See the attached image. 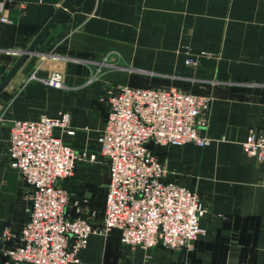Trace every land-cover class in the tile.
I'll use <instances>...</instances> for the list:
<instances>
[{
  "label": "crops",
  "instance_id": "1",
  "mask_svg": "<svg viewBox=\"0 0 264 264\" xmlns=\"http://www.w3.org/2000/svg\"><path fill=\"white\" fill-rule=\"evenodd\" d=\"M64 1L7 5L12 23L0 20V83ZM188 56L199 64L186 65ZM54 71L64 75L61 88L46 82ZM125 84L212 95L203 129L212 138L209 146L155 149L169 179L205 201L208 235L181 261V250L127 247L117 230L95 234L75 264H264V162L243 150L248 129L264 126V0H72L0 94V264H11L3 251L12 242L3 231H21L32 191L10 166L12 122L69 111L76 134L64 140L99 157L108 97ZM100 164L103 205L85 170L59 181L69 193L71 214L73 200L88 197L89 207H103V217L109 170L101 180Z\"/></svg>",
  "mask_w": 264,
  "mask_h": 264
},
{
  "label": "built area",
  "instance_id": "2",
  "mask_svg": "<svg viewBox=\"0 0 264 264\" xmlns=\"http://www.w3.org/2000/svg\"><path fill=\"white\" fill-rule=\"evenodd\" d=\"M13 1L0 0V20L4 23H12L5 10ZM20 7L23 9L25 3ZM185 63L197 66L199 59L188 56ZM63 76L54 71L46 82L61 88ZM212 101L210 94H195L177 86L125 84L110 93L106 125L97 138L109 170L103 223L98 226L83 216L89 209V198L73 200V215L69 193L59 184L74 175L79 161L98 159L97 153L76 151L64 140L66 135L76 134L71 113L15 119L9 138L10 166L32 191L28 220L21 231H3L4 239L12 242L3 251L8 262L79 263L92 235H109L114 230L119 231L121 243L131 248L193 249L198 239L208 235L202 224L208 207L196 191L166 180L167 168L155 149L186 143L209 146L212 138L203 129L209 122ZM3 110L0 103V118ZM150 142L153 148L148 147ZM243 150L247 157L264 162V126L248 129Z\"/></svg>",
  "mask_w": 264,
  "mask_h": 264
},
{
  "label": "water",
  "instance_id": "3",
  "mask_svg": "<svg viewBox=\"0 0 264 264\" xmlns=\"http://www.w3.org/2000/svg\"><path fill=\"white\" fill-rule=\"evenodd\" d=\"M72 2V0H65L62 5L56 10L54 15L51 17V19L47 22V24L43 27V29L39 32V34L35 37V39L32 41V43L29 45V47L23 51L20 52V56L18 57L15 64L12 66L10 71L7 73V75L4 77V79L0 83V94L4 90V88L7 86V84L10 82V80L13 78V76L17 73V71L20 69V67L24 64V62L28 59V57L36 52L37 47L42 42L44 37L47 35L49 30L52 28V26L55 24V22L58 20V18L61 16L65 8L68 7V5ZM149 148H153L154 144L153 142H150L148 144ZM166 180H169V177L166 178ZM187 255V248L184 247L181 250L180 253V260L184 261Z\"/></svg>",
  "mask_w": 264,
  "mask_h": 264
},
{
  "label": "rangeland",
  "instance_id": "4",
  "mask_svg": "<svg viewBox=\"0 0 264 264\" xmlns=\"http://www.w3.org/2000/svg\"><path fill=\"white\" fill-rule=\"evenodd\" d=\"M180 89H182L184 91L188 90V89L185 90L184 88H181V87H180ZM155 152H156V150H155ZM156 154H157V152H156ZM98 159L95 162L81 161L73 176L78 175L79 174L78 172L81 171V169L86 171L87 177L88 176H94L96 184L88 183V186H92V185H93V187L96 186L97 193H98V190L100 193L98 197L102 200L101 204L103 205L104 197H105V186L104 185H98V171H97L98 169L96 167L98 166V161L101 162V164H100L102 166L101 175L103 177V178H101V180L105 179V181H106L107 174H108V166H107L105 159L102 156H99ZM87 195H88V193H87ZM102 211H103V207L100 209V208H96L95 206L92 205L91 207H89V209H87L83 212V216L89 217L90 220L98 226V225H101L103 223ZM94 212H95V215H94Z\"/></svg>",
  "mask_w": 264,
  "mask_h": 264
}]
</instances>
